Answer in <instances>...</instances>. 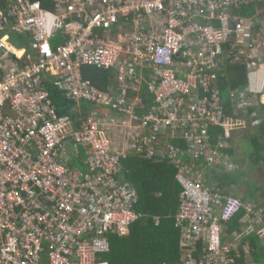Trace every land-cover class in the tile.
I'll return each mask as SVG.
<instances>
[{
    "label": "built area",
    "instance_id": "1",
    "mask_svg": "<svg viewBox=\"0 0 264 264\" xmlns=\"http://www.w3.org/2000/svg\"><path fill=\"white\" fill-rule=\"evenodd\" d=\"M50 1L51 9L39 0L0 8V264H106L97 258L110 248L108 234L127 235L143 216L137 189L120 177L121 159L143 146L147 158L168 157L177 168L185 243L205 241V253L186 251L183 264H234L223 225L253 206L211 190L202 164L197 172L181 161L189 155L213 167L222 156L209 133L226 118L217 84L231 56L252 83L233 93L235 112L241 123L254 115L250 95L264 92V41L254 30L264 33V21L235 15L240 0ZM85 66L115 69L116 93L85 81ZM146 67L152 78H138ZM46 77L69 101L118 110L121 144L111 140L118 121L108 116L90 112L75 128L58 115L42 88ZM143 82L154 98L139 115L141 101L127 106V95ZM165 128L185 151L158 138ZM81 151L87 171L63 160Z\"/></svg>",
    "mask_w": 264,
    "mask_h": 264
},
{
    "label": "trees",
    "instance_id": "2",
    "mask_svg": "<svg viewBox=\"0 0 264 264\" xmlns=\"http://www.w3.org/2000/svg\"><path fill=\"white\" fill-rule=\"evenodd\" d=\"M39 1L42 3V6L49 9L52 8V2L50 0ZM9 4V0H0L1 10L6 11V9L9 8ZM257 7L264 10V1H256L247 5L243 4L240 0V8H236L234 14L237 16L250 17L254 14ZM261 15H263V12H261ZM259 20H262V18ZM18 37L17 40L22 41L26 45L30 43L28 40L30 38L26 40L24 37ZM57 42L58 41H56V43ZM60 42H62V40ZM225 69L226 70L222 73L228 75L227 79L226 75H224L225 79L224 76L222 79L220 77L217 87L221 92L226 114L227 110L230 108L235 112L236 103L233 93L242 91V86L248 83L247 73L249 75V72L245 65L242 66L238 63H233V56L228 58L225 62ZM114 70L115 69L104 70L92 66H85L82 68V77L85 81H89L92 87L99 91L107 94H114L117 91V85L115 87L113 82L116 80L117 71L115 72ZM141 70L144 72H141ZM139 71L142 76L146 78L149 76V71L144 68H138V78L142 77L139 75ZM46 79H48L47 82L45 81ZM42 80V88L48 91L49 97L56 107L58 115H66L70 119H73V126L75 128H78L80 122L84 120L90 112H95L101 116L111 117V114H115L114 117L121 116V113L111 106H97L88 102L86 105L82 106V108L80 107V111H77L74 108L75 102L63 98L56 88L53 87L48 77L42 78ZM140 88V105L142 109L140 106L134 107L139 115L149 110L153 104L154 98L153 94L148 91L145 82L141 84ZM250 98L252 99V95H250ZM134 99H136V93L131 92L128 94L127 106L131 105ZM253 102L254 104L252 106L247 107V109L254 114L252 118L246 119L244 123H240L241 125L239 122L238 124L246 130V136H248V142L251 147V154L249 157L252 159L253 164L260 168V170H257V174H261V176L264 177V96H261L258 102L254 100ZM73 110L74 112H72ZM239 117L240 115L237 114L236 118L230 121L231 127L240 119ZM170 132V128H165L159 131L157 136L160 140L171 143L175 147L185 151L187 148L185 142L178 137L171 136ZM222 132L221 127V133ZM121 138V141L117 145L121 144ZM81 152L82 156H86L83 151ZM145 154V146H143L142 151L135 150L133 152H128L127 155L121 159L122 168L120 170V177L137 189L139 199L136 204V209L141 212L143 216L130 226V231L127 235H119L116 231H112L108 234L110 248L97 258V261L101 263L183 264L182 257L186 251L191 250V254L196 257H200L205 253L204 239L198 240L194 245H187L183 237L181 226H177V212L179 210L182 187L175 179L177 169L175 164L172 163L171 159L168 157L161 159L147 158ZM182 159V163L194 165L195 171L197 172L199 171V166H204L203 168L205 170L201 172L203 175V184L209 187L211 179L208 178L213 175V172L216 173L218 171H211L213 167L206 166L202 158L194 159L189 155H185ZM79 167L85 169L81 164ZM222 175L229 180L230 175L228 173ZM215 178V181L221 185L219 188L225 191L226 186L229 185V181H225L223 178L217 180L218 175H216ZM260 186V188H262V183H260ZM253 209L255 208L253 207ZM245 213L249 212L243 207L234 218L227 221L229 222V229L225 230V236L222 231L223 244H226L229 238H231V241L234 243L236 242L235 239L232 238V232L234 229H238L237 220L243 217ZM157 220H159L158 223ZM252 245L254 250L251 249L249 255H246L244 244L240 243L237 246L230 245V255L234 258V264H247V258L251 255L256 263H259L260 259H264V247L257 248L255 243Z\"/></svg>",
    "mask_w": 264,
    "mask_h": 264
},
{
    "label": "crops",
    "instance_id": "3",
    "mask_svg": "<svg viewBox=\"0 0 264 264\" xmlns=\"http://www.w3.org/2000/svg\"><path fill=\"white\" fill-rule=\"evenodd\" d=\"M263 12V15H261ZM246 17V16H244ZM252 20L262 18L264 21V10L261 8H256L254 14L250 17H246ZM255 37L260 41H264V33H262L258 28L254 30ZM19 50V49H18ZM264 55V53H263ZM149 71V76L146 78L141 75L139 71V75L143 77L145 80H149L152 78V70L149 67L144 68ZM111 70V69H110ZM116 72V70H114ZM141 72H144L141 70ZM228 74V72H227ZM219 75L221 73L219 72ZM226 75L225 73L223 76ZM226 75V79H227ZM248 83L245 86H242L243 89L248 87L250 83V77L247 73ZM225 79V76H224ZM48 79L45 81L47 82ZM116 87V80L113 81ZM136 90V99L140 98V88ZM61 96L64 98L62 93L56 89ZM252 99L256 102L259 101L261 96H264L263 93H255L251 94ZM141 101V100H140ZM75 102V110L80 111V107L86 105L85 101H73ZM259 104V103H258ZM89 109V107H88ZM87 109V110H88ZM74 112V110L72 111ZM237 113L233 112L232 109H228L226 112V118L223 124L215 125L210 129V143L212 146H215L216 149L221 153V157L219 161L213 166L211 171L213 175L208 179H211L209 188L213 191H220L223 193L232 194L238 198H240L244 203L252 205L255 209L253 212L245 213L243 217L237 220V228L232 232V238L235 239V243L231 241V238L227 239V243H231L233 246H237L238 244H244V249L246 255H249L251 249H253V243H255L257 248L264 247V177L257 174V166H255L250 159L251 147L248 142V136H246L245 128H242L240 125L241 122L239 120L235 122V125L231 127L230 121L236 118ZM110 121H118V123L122 124L123 117L117 116L116 118L107 117ZM239 122V124H238ZM117 123V125H118ZM119 124V125H120ZM118 127V126H117ZM218 127V128H217ZM222 127V133H221ZM120 128V126H119ZM111 140L114 142L113 131L111 135ZM119 137H121V132ZM231 150V151H229ZM63 157L64 162L69 164L72 168L87 171L88 166L86 165V156H82V152L77 155L75 153H69L67 156ZM80 164L85 167V169H81ZM228 173L230 175L229 180L222 174ZM218 175L217 180H221L223 178L225 181H229V185L226 186L225 191L219 188L217 181H215V177ZM215 181V182H214ZM260 183H262V188H260ZM229 222H226L223 225V234L225 236V230L229 229ZM254 250V249H253ZM252 250V251H253ZM259 260V259H258ZM247 264H264V259H260L259 263L254 262L253 256H249L247 258Z\"/></svg>",
    "mask_w": 264,
    "mask_h": 264
},
{
    "label": "rangeland",
    "instance_id": "4",
    "mask_svg": "<svg viewBox=\"0 0 264 264\" xmlns=\"http://www.w3.org/2000/svg\"><path fill=\"white\" fill-rule=\"evenodd\" d=\"M115 116V114H111V118H116V117H114ZM109 117V116H108ZM114 122H116V121H114ZM119 124L120 123H118V127L117 126H114L113 128H112V130L111 131H113V136H114V142H113V144L114 145H117L121 140H120V138L122 137H119V135H120V128H119ZM111 135V134H110ZM122 139V138H121ZM260 170V168H257V170ZM261 175V174H260Z\"/></svg>",
    "mask_w": 264,
    "mask_h": 264
}]
</instances>
